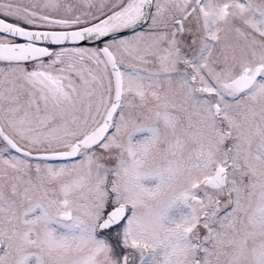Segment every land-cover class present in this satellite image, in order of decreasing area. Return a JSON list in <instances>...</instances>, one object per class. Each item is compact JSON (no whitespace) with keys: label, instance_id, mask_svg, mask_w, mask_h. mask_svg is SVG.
<instances>
[{"label":"snow or ice","instance_id":"1","mask_svg":"<svg viewBox=\"0 0 264 264\" xmlns=\"http://www.w3.org/2000/svg\"><path fill=\"white\" fill-rule=\"evenodd\" d=\"M0 264H264V0H0Z\"/></svg>","mask_w":264,"mask_h":264}]
</instances>
